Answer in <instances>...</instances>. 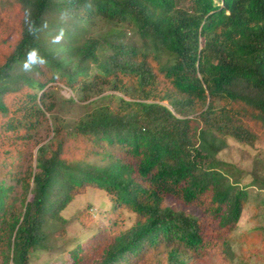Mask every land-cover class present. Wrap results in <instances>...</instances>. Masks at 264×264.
I'll return each mask as SVG.
<instances>
[{
	"label": "trees",
	"instance_id": "obj_1",
	"mask_svg": "<svg viewBox=\"0 0 264 264\" xmlns=\"http://www.w3.org/2000/svg\"><path fill=\"white\" fill-rule=\"evenodd\" d=\"M33 48L45 63L25 71ZM261 136L264 0H0V264L233 256L264 175L221 154ZM90 188L112 224L69 242L63 213Z\"/></svg>",
	"mask_w": 264,
	"mask_h": 264
},
{
	"label": "rangeland",
	"instance_id": "obj_2",
	"mask_svg": "<svg viewBox=\"0 0 264 264\" xmlns=\"http://www.w3.org/2000/svg\"><path fill=\"white\" fill-rule=\"evenodd\" d=\"M131 37V35H130ZM139 41L138 37H133ZM56 91V89H55ZM58 91V90H57ZM55 92L56 96L58 95ZM65 97L73 95L71 90L63 87L59 90ZM68 116L78 117L79 112ZM43 136L46 133L42 131ZM222 159L237 164L244 171H256L259 175H264V137L252 145H243L233 139L229 140V147L221 154ZM252 182V176L245 175L244 184ZM252 193L248 205L242 213L237 230L232 237L233 256L216 254L207 260L204 264H264V190L260 191L257 187H251ZM168 203L174 205L177 209H183L187 212H198L191 206L184 205L173 197L168 198ZM91 204V207H88ZM112 201L109 195L103 189L90 188L87 193L78 195L75 200L67 207L63 215L69 219L66 225V240L72 241L78 237L96 233L99 229L109 227L112 222L108 217V211L112 207ZM108 209V210H107ZM124 212L123 228L129 227L135 220L134 214ZM254 228L256 232L250 233ZM92 236V235H91ZM252 240L256 244L252 243ZM70 245V243H68ZM55 253V254H53ZM56 255V256H54ZM56 257L66 262L56 261ZM31 264H71L67 258L60 252H49L46 250H36L32 255Z\"/></svg>",
	"mask_w": 264,
	"mask_h": 264
},
{
	"label": "clouds",
	"instance_id": "obj_3",
	"mask_svg": "<svg viewBox=\"0 0 264 264\" xmlns=\"http://www.w3.org/2000/svg\"><path fill=\"white\" fill-rule=\"evenodd\" d=\"M31 30V28H30ZM63 32H61L60 35H58L54 42H59L62 39ZM45 63V60L43 57L40 56L38 49H30L26 54V60L23 63V69L25 71H30L34 65H43ZM167 104V102H165Z\"/></svg>",
	"mask_w": 264,
	"mask_h": 264
}]
</instances>
